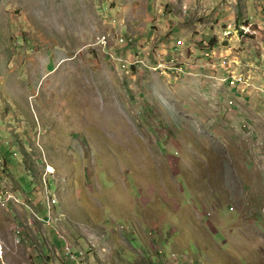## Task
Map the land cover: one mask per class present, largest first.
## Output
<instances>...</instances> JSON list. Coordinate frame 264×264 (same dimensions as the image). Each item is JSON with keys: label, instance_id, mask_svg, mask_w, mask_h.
<instances>
[{"label": "rangeland", "instance_id": "374dc122", "mask_svg": "<svg viewBox=\"0 0 264 264\" xmlns=\"http://www.w3.org/2000/svg\"><path fill=\"white\" fill-rule=\"evenodd\" d=\"M0 188V264H264V0H0Z\"/></svg>", "mask_w": 264, "mask_h": 264}, {"label": "clouds", "instance_id": "9594fccd", "mask_svg": "<svg viewBox=\"0 0 264 264\" xmlns=\"http://www.w3.org/2000/svg\"><path fill=\"white\" fill-rule=\"evenodd\" d=\"M14 154H16V153H14ZM48 171L50 172V174H53L52 173V171H50L49 170V168H48ZM49 188V187H48ZM1 189V188H0ZM50 189V188H49ZM9 195H11L10 197L12 198V199H15L16 197H14V196H12V194L11 193H8ZM8 195V196H9ZM2 197H6L5 195H3V191L1 190V193H0V200L2 199ZM49 197V199H51L52 197H54L55 198V196H54V194L53 195H51V196H48ZM5 200H7V197L6 198H4ZM56 202H57V199H56ZM56 202H54V204L56 203ZM54 204H53V206H54ZM49 211V210H48ZM40 219V218H39ZM40 220H42V219H40ZM61 237L65 240L66 239V237H65V235H61ZM66 244H67V240H66ZM194 246H195V248L199 251L200 250V248H199V246L196 244V243H194ZM102 250H106V248L105 247H103L102 248ZM160 250H162V252H160ZM190 251V255H188L186 252L184 253V256H182L181 257V262H180V264H204V257H203V255L201 254V250H200V254H199V257H202V259L201 258H199V259H197L195 256H193V253L191 252V249L189 250ZM172 253H175L174 252V250H172V248H171V250L169 251V254L167 255V251H166V248L165 247H161V248H159V249H157L156 250V256H157V258H158V260H159V264L161 263L162 264V262H164V261H167L168 259H170L171 257H174L173 255H172ZM83 253L82 252H79V256L80 255H82ZM176 254V253H175ZM70 259L71 258H73V259H75L76 258V253H75V251H74V253L72 254V256L71 257H69ZM161 261V262H160ZM156 264V263H155Z\"/></svg>", "mask_w": 264, "mask_h": 264}, {"label": "bare ground", "instance_id": "6f19581e", "mask_svg": "<svg viewBox=\"0 0 264 264\" xmlns=\"http://www.w3.org/2000/svg\"><path fill=\"white\" fill-rule=\"evenodd\" d=\"M234 80H238V81H244V80H246V81H248V79L244 78L243 76H241V77H239V78H236V79H234ZM248 83H249V81H248ZM53 201L56 202L55 200H53ZM160 252H162V250H160ZM172 255L175 256L176 254L173 253Z\"/></svg>", "mask_w": 264, "mask_h": 264}, {"label": "trees", "instance_id": "16d2710c", "mask_svg": "<svg viewBox=\"0 0 264 264\" xmlns=\"http://www.w3.org/2000/svg\"><path fill=\"white\" fill-rule=\"evenodd\" d=\"M149 251V250H148ZM155 255V254H154ZM151 262H152V264H155L156 262L153 260V258H152V260H151ZM157 264V263H156Z\"/></svg>", "mask_w": 264, "mask_h": 264}, {"label": "crops", "instance_id": "0c3cea01", "mask_svg": "<svg viewBox=\"0 0 264 264\" xmlns=\"http://www.w3.org/2000/svg\"><path fill=\"white\" fill-rule=\"evenodd\" d=\"M236 88H234L233 90H235ZM237 92L241 93V91L239 89H236Z\"/></svg>", "mask_w": 264, "mask_h": 264}, {"label": "built area", "instance_id": "2783aa9c", "mask_svg": "<svg viewBox=\"0 0 264 264\" xmlns=\"http://www.w3.org/2000/svg\"><path fill=\"white\" fill-rule=\"evenodd\" d=\"M226 27H231V25H227Z\"/></svg>", "mask_w": 264, "mask_h": 264}]
</instances>
